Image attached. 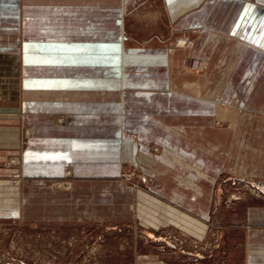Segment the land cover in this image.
I'll list each match as a JSON object with an SVG mask.
<instances>
[{
  "label": "rangeland",
  "instance_id": "374dc122",
  "mask_svg": "<svg viewBox=\"0 0 264 264\" xmlns=\"http://www.w3.org/2000/svg\"><path fill=\"white\" fill-rule=\"evenodd\" d=\"M168 4L0 0V264H248L250 254L264 249V71L248 80L243 71L251 57L240 56L241 38L219 30L231 1H202L186 12L204 10L202 26L177 30L186 13L172 18L176 9ZM72 7L79 14L65 16ZM60 18L75 26L56 24ZM43 20L52 31L83 30L69 40H96L97 54H108L104 46L112 43L118 71L129 77L121 90L128 83L133 92L162 93L152 103L131 98L127 106L118 93L105 96L120 103L118 133L139 140L144 153L133 160L122 139L113 145L116 176L76 178L66 163L58 177H43V121L63 126L74 114L43 112V101L56 97L43 96ZM115 43L125 50L172 48L179 58L171 72L160 69V82L140 85L134 81L141 70ZM234 69L241 71L236 77ZM144 116L151 119L148 135L125 126V119L142 125ZM26 151L32 158L25 162ZM149 197L170 205L166 211L175 208V216L160 215ZM70 200L77 212L68 213Z\"/></svg>",
  "mask_w": 264,
  "mask_h": 264
},
{
  "label": "crops",
  "instance_id": "0c3cea01",
  "mask_svg": "<svg viewBox=\"0 0 264 264\" xmlns=\"http://www.w3.org/2000/svg\"><path fill=\"white\" fill-rule=\"evenodd\" d=\"M202 1L204 0H168L169 4L167 7H169L171 11L176 9L174 13H171V17L175 18L190 11L195 5H200ZM221 1H228V3L231 1L232 5L226 12V22L222 23L219 30L235 38H241L244 42H248V44H246L242 42L241 39L237 40L238 47L243 48L240 56L243 57L245 54H250L251 57L250 66L248 64L246 66L247 68H244L243 74L244 76L248 75V80L250 81L256 80L259 74L264 71V0H255L256 3L242 2L247 0ZM65 13V16H77V14H79L74 7L68 9ZM204 13V10L201 12L200 8L196 11L186 13L184 15L185 23L182 24L179 20L177 21L178 25H175L173 29L199 28L204 22V20L203 22L201 20ZM63 15L64 14H62L61 17H63ZM122 15L123 13L121 17ZM256 17H259L258 20L255 19ZM252 19L253 23H250ZM65 20L60 18L56 21V24L62 27L70 25L75 26L73 19H68V21ZM44 26L47 25L43 20V49H45L43 50V76L46 77H43V96L45 98L50 96L56 97H52L54 99L51 100L46 99L43 101V112L73 111L74 114L71 116L70 121L63 126H50L47 122L43 121V177H58L61 174L63 165L66 163L72 164L73 174L76 178L101 177L105 179L116 176L118 173L116 164L118 157L116 156L117 151L114 150L115 147L113 145L116 143L118 144V142L120 143L122 139L123 145L126 146L125 150H128L127 155L133 160L136 159V153H138L137 157H140L144 153L143 150L137 149L136 144L139 140L135 141L125 138L120 132L118 133L120 116H117V113L120 109V103L119 101H109L105 96L118 93L123 97V103L126 102L127 106L131 98L137 101L140 100L152 103L153 99L157 96H161L160 94L162 93H158L154 91V89L147 87L136 89V91L133 92L129 90L128 83L123 85V90H121V82H123L124 79L128 81L129 77L127 74L126 77H124V74H120V70L118 71V63L114 60L117 56L111 51L113 47L112 43L104 46L109 49V53L101 55L96 52L97 48H99V43H97L96 40L90 41L86 39L82 42L74 43L71 42L73 39L69 40L68 35H75L77 33L75 30L65 31L62 29L61 31H52L50 28L46 29ZM81 31L83 30L80 29L78 31L77 36L81 34ZM89 31L90 30L86 29V32ZM204 31L205 30H200L199 32L201 39L204 38ZM200 38L198 42H200ZM114 46V48L119 49V51L121 50V53L124 52L126 54L125 60L127 62H135V66L133 67H135L136 70H141L136 74L138 79L134 81L140 85H155L160 82V80H162L159 76L160 74H158L160 69L167 67L168 72H171L172 66H175V61L179 58L175 49L172 48L152 49L131 47L125 50L123 49V44L115 43ZM234 61L235 60L232 62ZM112 63L116 64L115 72L112 70ZM234 70L235 77L241 73V71L237 72ZM237 73L238 75H236ZM79 94H95L99 95L102 99L100 101H69L64 99V96ZM166 94L167 96L170 95L168 92ZM164 95L165 94L162 96ZM113 103L116 104V107H114L116 113L115 117L112 116L113 108L111 106ZM155 104L160 105L159 103ZM96 111H101L102 113L96 115ZM126 111L131 112V110ZM229 111L232 112L231 109ZM79 112L81 113L79 114ZM144 118L146 119L145 122L143 119L142 125H140L142 120L137 121L138 125L136 128L125 119V126L132 130L136 129L142 132V134H146L148 132L146 128L150 126L148 122L151 121V119L147 116H144ZM55 132H60V134H53ZM140 134L141 133L137 136L139 137ZM25 154L26 162L28 157L30 159L32 157L30 156L31 152H29V156L27 151ZM90 190H92V188ZM199 190L201 191V189ZM199 190L194 194L195 196H200ZM186 191L187 190H184L183 193ZM175 192L177 194H175ZM88 193H92V191ZM173 194L179 195V199L183 202L185 201V197H183L182 193L174 191ZM147 200L154 205L153 207L156 206L155 208H158V211L161 213L160 215L165 216L167 214L170 220L172 216H175V208L173 212L169 210V212L166 211L167 208H171L170 205L164 204L152 197H149ZM72 203V200L68 203V213L77 212L74 208V210L72 209V207L77 205ZM63 205L62 207L67 206L65 203ZM69 208H71L72 211ZM178 211L180 212V210ZM64 213L67 212L65 211ZM162 216H159L157 220L162 218ZM174 219L173 217V220ZM191 226L192 225L188 226L190 231H202V227L200 226ZM257 251L258 252H255L254 255L250 254L248 257V264H264V249Z\"/></svg>",
  "mask_w": 264,
  "mask_h": 264
},
{
  "label": "bare ground",
  "instance_id": "6f19581e",
  "mask_svg": "<svg viewBox=\"0 0 264 264\" xmlns=\"http://www.w3.org/2000/svg\"><path fill=\"white\" fill-rule=\"evenodd\" d=\"M181 39H183V40H181V41L178 42V46L184 47L185 46L184 38H181Z\"/></svg>",
  "mask_w": 264,
  "mask_h": 264
}]
</instances>
